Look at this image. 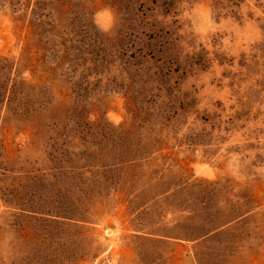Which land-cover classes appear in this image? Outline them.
I'll return each instance as SVG.
<instances>
[{
  "label": "rangeland",
  "instance_id": "1",
  "mask_svg": "<svg viewBox=\"0 0 264 264\" xmlns=\"http://www.w3.org/2000/svg\"><path fill=\"white\" fill-rule=\"evenodd\" d=\"M1 58L0 264H264V0H0Z\"/></svg>",
  "mask_w": 264,
  "mask_h": 264
},
{
  "label": "trees",
  "instance_id": "2",
  "mask_svg": "<svg viewBox=\"0 0 264 264\" xmlns=\"http://www.w3.org/2000/svg\"><path fill=\"white\" fill-rule=\"evenodd\" d=\"M0 63V75H5V80L0 79V114L1 108L4 104L5 98L7 97V93L9 91V78L7 71L11 70L12 64L5 58H1ZM14 88L13 85L10 86V89ZM26 109H24L25 111ZM214 212V214H200L196 212L187 217L188 223H178L176 228H178V232L174 235V239L178 241H185L194 245L195 248L200 247L205 244H210L211 241L219 237L225 229L230 225L233 221H235L239 216L231 215L224 217L222 213L219 211Z\"/></svg>",
  "mask_w": 264,
  "mask_h": 264
}]
</instances>
